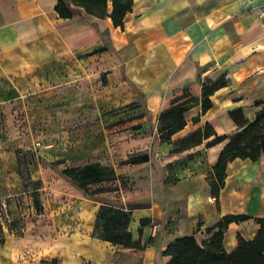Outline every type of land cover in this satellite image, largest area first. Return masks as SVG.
Instances as JSON below:
<instances>
[{
    "label": "crops",
    "instance_id": "crops-1",
    "mask_svg": "<svg viewBox=\"0 0 264 264\" xmlns=\"http://www.w3.org/2000/svg\"><path fill=\"white\" fill-rule=\"evenodd\" d=\"M64 1L69 18L55 11L57 0H0V92L16 94L0 98V106L18 102V108L35 110L40 122L77 112L82 123L92 122L96 132L75 141L100 137L103 153L94 149L89 159L69 166L114 167L117 178L89 187L104 188L95 196L112 202L143 203L131 210L128 230L144 247L103 239L94 230L102 202L59 174L43 190L55 186L61 197L53 200L67 211L37 214L22 235L5 229L0 264H166L170 257L162 252L169 241L192 234L201 244L213 233L207 229L228 214L248 218L224 231L227 252L237 234L253 238L255 218L264 217V155L228 162L216 200L207 175L227 139L207 146L211 136L172 152L156 127L159 113L184 89L199 96V79L221 73L228 83L210 96L212 106L204 113L200 104L186 111V124L172 140L205 124L228 137L237 130L230 110L240 108L251 119L264 107V0H132L122 28ZM32 78L41 84L24 89ZM27 94L33 95L29 101ZM61 108L66 111L57 116ZM136 153L149 160L120 164ZM144 218L148 222L140 225Z\"/></svg>",
    "mask_w": 264,
    "mask_h": 264
},
{
    "label": "trees",
    "instance_id": "trees-1",
    "mask_svg": "<svg viewBox=\"0 0 264 264\" xmlns=\"http://www.w3.org/2000/svg\"><path fill=\"white\" fill-rule=\"evenodd\" d=\"M66 1L76 7L82 8L88 15L101 18L106 16L110 17L113 25L121 28L123 27L125 14L132 7V0H110L111 11L108 12V0ZM54 8L62 18L72 16V12L64 0H57ZM199 80L201 85L200 95L194 96L187 89H184L182 94L174 99L168 108L159 113L156 130L162 142L171 144L172 152L188 150L211 136H214V139L207 146L227 139L216 164L207 175L211 193L217 200L220 189L224 186L228 162L236 158L249 159L254 162L261 155H264V107L258 110L251 119L246 118L240 108L230 110L229 115L237 125V130L228 137L225 135H217L211 125L205 124L180 139L172 140V135L184 128L186 124L185 112L197 104H200L202 113L206 112L212 106L210 96L217 89L228 83L225 73H221L215 79L207 78L203 81L201 79ZM15 96L16 94L12 92L8 94L0 92V98L4 100ZM260 103L262 102H257L256 104ZM15 153L18 167L23 164L26 165L28 160H25V154H28V151L24 152L22 149H16ZM29 154L34 156L32 151ZM148 160L149 155L147 153H136L128 156L120 164H133ZM37 161L43 162L41 159H37ZM58 162L49 161L47 163L53 168ZM58 172L87 198L102 202L97 213L94 230L100 233L103 239L121 245L124 248L142 249L144 247L140 244L139 239L132 238L131 232L128 230L131 210L141 207L143 203L112 202L95 196L97 192L105 190L104 188L90 189L89 187L91 184L117 178L118 176L112 165L91 162L78 166H65L59 169ZM20 174L24 178V190L30 189L32 192L36 214L42 213L43 206L39 195V190L42 187L41 180H31L28 174L24 177V173L21 170ZM29 180L33 183L31 188L29 187ZM10 200V197L5 198L7 215H10V219H7L8 223L6 227L10 233L22 235V217L17 212L11 210ZM247 218L248 216L243 214H228L221 217L214 226L207 229L208 232L213 231V233L201 244L196 241L192 234L173 238L168 242L162 252L163 255L170 257L166 264H264V217L255 218V221L259 224V229L253 238L245 239L240 234H237V245L232 251L227 252L223 246V234L228 225L232 222H240ZM146 222H148V219H141L140 225H144ZM4 240L5 233L3 232L0 219V243H3Z\"/></svg>",
    "mask_w": 264,
    "mask_h": 264
},
{
    "label": "rangeland",
    "instance_id": "rangeland-1",
    "mask_svg": "<svg viewBox=\"0 0 264 264\" xmlns=\"http://www.w3.org/2000/svg\"><path fill=\"white\" fill-rule=\"evenodd\" d=\"M28 82L24 89L41 84L38 83V79L33 78ZM32 97L33 95L27 94L24 100L29 101ZM18 106H21L18 102L0 106V219L3 232L5 229L7 230V219H10L5 204L6 197H10L11 210L22 217L23 225L24 223L30 225L31 220L37 215L32 192L30 189L24 190V178L20 174V170L23 171L24 177L28 174L31 180L40 179L42 182V187L39 190L43 206L41 214L59 216L67 211L57 202L61 197L60 192L56 190L55 186H52L46 193L43 186L54 184L55 178L58 179L59 169L89 159L87 156H90L94 149H99L102 152L104 148L100 137H89L90 133H95L97 128L92 125V122L82 123L79 112L63 117L59 115L62 110L66 111V109L61 108L56 111L59 117L47 122H40L39 115H35V110L29 109L28 106L26 108H18ZM109 113L111 116L115 114L111 111ZM102 116L104 115L102 114ZM83 134L89 136L82 142H76L75 140L82 137ZM71 140L74 141L71 142ZM16 149L28 151V154H25L28 164L18 167ZM31 151L34 156L29 154ZM37 159H41L43 162L37 161ZM49 161L59 162L54 166L55 168H52L47 163ZM28 183L31 188L33 183L30 180ZM54 198L57 201L53 200Z\"/></svg>",
    "mask_w": 264,
    "mask_h": 264
},
{
    "label": "built area",
    "instance_id": "built-area-1",
    "mask_svg": "<svg viewBox=\"0 0 264 264\" xmlns=\"http://www.w3.org/2000/svg\"><path fill=\"white\" fill-rule=\"evenodd\" d=\"M154 237V233L152 232L150 235V239Z\"/></svg>",
    "mask_w": 264,
    "mask_h": 264
}]
</instances>
